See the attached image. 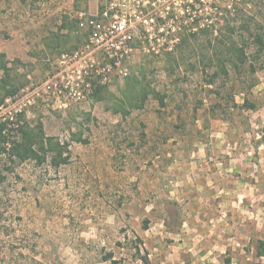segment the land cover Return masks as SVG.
I'll use <instances>...</instances> for the list:
<instances>
[{
    "label": "rangeland",
    "instance_id": "obj_1",
    "mask_svg": "<svg viewBox=\"0 0 264 264\" xmlns=\"http://www.w3.org/2000/svg\"><path fill=\"white\" fill-rule=\"evenodd\" d=\"M222 1L129 0L132 49L108 53L79 19L105 0H0L22 85L0 121L42 124L70 157L0 158V264H264V70L208 84L162 52L211 36Z\"/></svg>",
    "mask_w": 264,
    "mask_h": 264
},
{
    "label": "trees",
    "instance_id": "obj_2",
    "mask_svg": "<svg viewBox=\"0 0 264 264\" xmlns=\"http://www.w3.org/2000/svg\"><path fill=\"white\" fill-rule=\"evenodd\" d=\"M222 2L224 6L214 5L219 12H224L226 15L212 24V30L218 29L217 34L213 31L206 39L197 32L191 36L180 35L177 37L176 49L165 47L162 52L167 60L174 59L178 67L190 64L194 69L203 66L202 70L206 72L211 70L212 72L206 76L208 84L219 82L226 85L230 81L255 83L257 73L264 70V0H223ZM254 2L260 16L257 18L246 15L249 6L252 4L254 6ZM221 21L223 23H220ZM199 23L200 21L197 20L196 24ZM189 45H194L196 48L193 49L194 53H190L194 54L192 59H189L191 55L186 53ZM5 56L4 52H0V108L5 100L14 96L22 86L16 85L12 80V73ZM139 100L141 97L137 99ZM24 118L20 114L18 119L9 116L0 121V158L4 154L19 161L27 159L45 161L52 157L53 164L67 163L70 157L64 153V144L61 141H52L46 135L42 124L32 125ZM53 152L55 155H51ZM1 178L0 170V182Z\"/></svg>",
    "mask_w": 264,
    "mask_h": 264
},
{
    "label": "built area",
    "instance_id": "obj_3",
    "mask_svg": "<svg viewBox=\"0 0 264 264\" xmlns=\"http://www.w3.org/2000/svg\"><path fill=\"white\" fill-rule=\"evenodd\" d=\"M128 1L105 0L104 9L94 14L80 11V24L89 29L91 44L108 53L113 49L129 53L132 48L126 46V43L133 38L134 25L130 22L132 13L126 9ZM136 6L134 4V9Z\"/></svg>",
    "mask_w": 264,
    "mask_h": 264
}]
</instances>
